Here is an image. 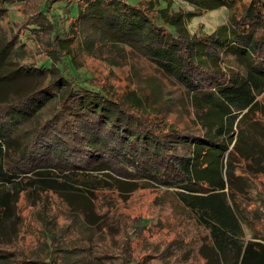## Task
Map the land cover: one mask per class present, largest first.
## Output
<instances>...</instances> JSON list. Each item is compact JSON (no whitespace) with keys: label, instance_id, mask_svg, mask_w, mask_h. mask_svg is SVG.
Segmentation results:
<instances>
[{"label":"trees","instance_id":"trees-1","mask_svg":"<svg viewBox=\"0 0 264 264\" xmlns=\"http://www.w3.org/2000/svg\"><path fill=\"white\" fill-rule=\"evenodd\" d=\"M32 1L33 10L26 9L20 23L6 22L20 26L17 31L4 27L8 10L0 9V185L23 184L0 197V219L14 209L19 221L22 191H51L74 216L86 212L91 219L96 193L113 187L106 178L126 193L151 182L172 190L207 232L208 242L198 250L204 264H264V238L245 234L246 228L254 231L253 219L264 217V197L248 216L242 202L249 188L236 174V158L246 163V172H264V133L256 119L264 116V0H239V16L237 0H149L138 6L125 0H50L49 10ZM22 2L7 0L12 6ZM56 2L76 4L75 14L52 16ZM222 8L224 24L211 33L189 32L193 17ZM42 26L49 52L32 62L23 52L26 39L39 37ZM102 42L131 48L174 78L188 94L196 130L145 120L151 109L140 92L117 97L93 85L77 59ZM227 55L247 68L255 84L257 99L244 113L234 112L221 96L236 77L222 68ZM48 233L50 244L54 235ZM55 251L70 254L69 248L50 249L44 263L50 264Z\"/></svg>","mask_w":264,"mask_h":264},{"label":"rangeland","instance_id":"rangeland-1","mask_svg":"<svg viewBox=\"0 0 264 264\" xmlns=\"http://www.w3.org/2000/svg\"><path fill=\"white\" fill-rule=\"evenodd\" d=\"M22 1V4L12 6L7 4V0H0V9L8 10V19L3 21V25L9 32L17 31L20 26L9 24L13 28L10 29L6 22L20 23L21 16L28 14L25 13L26 9L33 10L34 1ZM37 1L42 10L46 7L49 10L50 0ZM125 1L131 6H138L149 0ZM56 3L50 9L52 16L65 15L64 11L75 14L76 4L66 7L61 2ZM242 6L237 0V16L240 15ZM184 7L191 10L189 6ZM226 20L225 8L202 12L190 20L188 29L191 34L200 33L201 30L211 33ZM47 31V27L42 26L39 37L26 39L23 52L32 62L44 59L49 52L45 45L48 42ZM37 38L40 40L34 45L32 41ZM78 56L79 69L92 77L90 82L96 87L112 91L117 97L131 91L145 96L141 100L146 98L151 109L149 115H143L145 120L154 125L161 121L166 122L167 126L172 124L179 127L180 130H196L194 128L198 125L185 90L174 78L160 73L153 64L142 59L131 48L124 49L119 45L102 42L97 48L94 46ZM222 68L232 70L236 77L232 88L223 91L221 96L234 112L244 113L257 99L255 84L249 71L233 55L224 58ZM256 119L260 121L258 130L264 133V116L256 115ZM10 156H6L7 159ZM236 161V174L244 176V184L249 188L242 205L246 206V214L251 216V210L256 209L261 203L260 198L264 197V172L251 171L253 173L250 174L246 172L244 161L239 158ZM113 176L117 179V176ZM106 179L112 182L113 187L96 193L93 203L96 217L91 219L86 212L74 216L51 191L20 192L16 204L19 221L15 223L14 209L0 219V264H32L30 262L33 260V264H48L44 262L48 260V252L53 248H69L70 254L55 251L53 260L49 258L50 264H129L130 260H133L132 264H204L198 250L208 242L207 232L195 223L172 190L150 182V188L126 193L121 183ZM18 183L15 181L0 185V197L6 193L12 194L16 188L23 186ZM37 185L35 182L34 186ZM9 199L11 205L14 199L11 196ZM261 218L253 219L254 231L246 228L247 239L254 232L264 238V217ZM47 229L50 230L48 234L54 235L50 244L49 239L44 238V231ZM6 238L12 239L8 241ZM120 255L123 257L120 258Z\"/></svg>","mask_w":264,"mask_h":264}]
</instances>
